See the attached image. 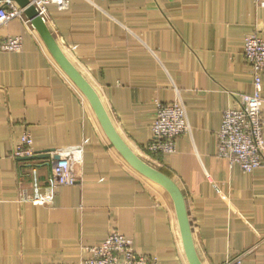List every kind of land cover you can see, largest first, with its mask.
<instances>
[{
    "label": "crops",
    "instance_id": "0c3cea01",
    "mask_svg": "<svg viewBox=\"0 0 264 264\" xmlns=\"http://www.w3.org/2000/svg\"><path fill=\"white\" fill-rule=\"evenodd\" d=\"M45 20L121 138L181 190L202 263L242 256V264H264V165L245 173L218 157L224 112L254 91L245 39L264 40V7L255 0H70L64 11L49 6ZM13 36L23 38L22 51H0V264H79L112 231L133 240L138 255L189 264L169 194L110 143L32 25L15 19L0 28V44ZM262 82L264 119V74ZM175 102L186 108L189 133L174 154L151 155L158 104ZM25 132L36 152L83 146L75 185L50 193L51 160L13 158ZM33 167L46 206L24 198L33 196Z\"/></svg>",
    "mask_w": 264,
    "mask_h": 264
},
{
    "label": "built area",
    "instance_id": "2783aa9c",
    "mask_svg": "<svg viewBox=\"0 0 264 264\" xmlns=\"http://www.w3.org/2000/svg\"><path fill=\"white\" fill-rule=\"evenodd\" d=\"M38 14L46 19L49 6L58 10H67L70 0H29ZM257 5L264 7V0H255ZM15 19H20L31 25L24 10L12 0H0V28ZM46 21V20H45ZM23 49V38L13 36L4 39L0 51L17 53ZM244 57L253 74L254 91L252 94H242L237 107L228 109L223 114L221 129L218 133V157L237 163L241 170L250 173L264 165V119L262 115V91L264 74V40L256 33L245 39ZM153 140L148 145L151 155H168L176 151V140L189 133V123L185 106L180 102L170 105L158 104L155 120L152 126ZM36 151L33 138L25 132L20 143L13 150L12 156L19 160L31 158ZM59 161L51 160L50 185L46 187L50 193L59 187L73 186L78 181L76 168L83 163V146L55 151ZM52 156V157H54ZM33 178V196L24 195L36 205L48 204L41 194L44 189L39 180L36 168L31 169ZM239 256L226 264H242ZM79 264H159L155 258L138 255L133 240L126 238L117 231H112L107 239L98 246L90 247Z\"/></svg>",
    "mask_w": 264,
    "mask_h": 264
},
{
    "label": "water",
    "instance_id": "95a60500",
    "mask_svg": "<svg viewBox=\"0 0 264 264\" xmlns=\"http://www.w3.org/2000/svg\"><path fill=\"white\" fill-rule=\"evenodd\" d=\"M16 2L23 10L27 19L31 22L32 27L36 30L49 53L59 65L62 71L72 81L76 88L84 95L89 102L103 132L107 139L125 159V161L143 177L161 186L171 197L180 229L183 248L189 264H203L197 253L191 223L187 211L185 198L177 184L155 169L144 160H142L121 138L117 132L98 92L91 83L80 73L52 34L45 19H43L37 10L30 5L29 0H12ZM54 150L36 152L31 158L22 159L21 161L53 160L59 161V156L52 157Z\"/></svg>",
    "mask_w": 264,
    "mask_h": 264
},
{
    "label": "rangeland",
    "instance_id": "374dc122",
    "mask_svg": "<svg viewBox=\"0 0 264 264\" xmlns=\"http://www.w3.org/2000/svg\"><path fill=\"white\" fill-rule=\"evenodd\" d=\"M79 91V90H78ZM80 92V91H79ZM81 93V92H80ZM81 95L83 96V98L85 99V101L88 103V101H87V99L84 97V95L81 93ZM91 108V107H90ZM93 111V110H92ZM147 179V178H146ZM149 180V179H148ZM149 181H151V180H149ZM152 182V181H151ZM152 183H154V182H152ZM156 184V183H155Z\"/></svg>",
    "mask_w": 264,
    "mask_h": 264
},
{
    "label": "bare ground",
    "instance_id": "6f19581e",
    "mask_svg": "<svg viewBox=\"0 0 264 264\" xmlns=\"http://www.w3.org/2000/svg\"><path fill=\"white\" fill-rule=\"evenodd\" d=\"M47 23V22H46Z\"/></svg>",
    "mask_w": 264,
    "mask_h": 264
}]
</instances>
